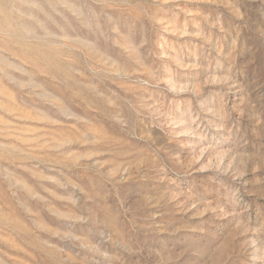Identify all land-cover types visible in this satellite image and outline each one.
<instances>
[{"label":"rangeland","instance_id":"rangeland-1","mask_svg":"<svg viewBox=\"0 0 264 264\" xmlns=\"http://www.w3.org/2000/svg\"><path fill=\"white\" fill-rule=\"evenodd\" d=\"M0 264H264V0H0Z\"/></svg>","mask_w":264,"mask_h":264}]
</instances>
